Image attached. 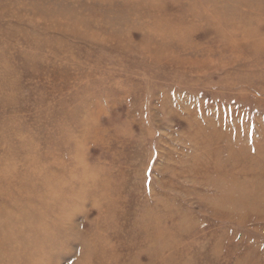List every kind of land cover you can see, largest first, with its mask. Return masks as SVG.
I'll list each match as a JSON object with an SVG mask.
<instances>
[{"label":"rangeland","instance_id":"1","mask_svg":"<svg viewBox=\"0 0 264 264\" xmlns=\"http://www.w3.org/2000/svg\"><path fill=\"white\" fill-rule=\"evenodd\" d=\"M150 2L0 0V166L16 155L12 178L27 179L30 148L36 180L75 178L57 202L71 236L47 239L31 264H264V48L241 39L264 1L236 2L226 40L187 25L184 1ZM62 9L93 26L53 16ZM152 20L189 33L159 34ZM4 182L0 206L38 199V182ZM72 187L105 195L65 201ZM249 189L244 205L228 202Z\"/></svg>","mask_w":264,"mask_h":264},{"label":"bare ground","instance_id":"2","mask_svg":"<svg viewBox=\"0 0 264 264\" xmlns=\"http://www.w3.org/2000/svg\"><path fill=\"white\" fill-rule=\"evenodd\" d=\"M105 1V0H103ZM108 1V0H107ZM153 4L154 8L157 9V12L160 11V6L163 1L168 0H120L122 2L120 4V9L128 12L131 8L138 7L139 5H143L144 3ZM178 4L184 3L187 4V7H190V12L195 17V21L189 22L187 25L191 27H200L201 29H211V31L217 35H220L225 40L230 36L231 30L236 27L233 18L235 13V8L238 6L236 2L238 0H221L223 2H229L232 7L230 10H222L220 7L214 6L211 9H208L205 6V3L210 2L212 0H175ZM248 2H262L264 0H246ZM182 2V3H181ZM113 3L109 2V7L112 9L114 6H111ZM244 10L248 7V3L244 1V4L240 5ZM261 13L264 14V10L255 11V14L261 18H255V21H245V25L242 29V37L241 39L247 40V48L250 50H254L258 47L264 48V17L260 16ZM155 12L151 13L152 16H155ZM150 15V16H151ZM53 16L59 17L61 20H64L69 24L76 23L79 24V27L82 29L93 26V23L89 17H81L77 10L68 11L67 9H62L60 12L54 14ZM151 16V17H152ZM141 19V17L139 16ZM147 18V17H146ZM143 19V18H142ZM230 20V21H229ZM69 21V22H68ZM146 23V22H145ZM177 24H168L161 23L159 20H152V27L155 32H163L162 34H170L172 38H180L183 40L184 37H187V29L186 26H176ZM190 27V28H191ZM218 29L220 31H218ZM189 33V32H188ZM108 41L112 40V37H109ZM262 41V42H261ZM171 50V49H170ZM24 151V152H23ZM23 158L25 163L30 164V166L26 167L27 179L22 180H14L12 178V174L17 172V169L14 168V160L16 155H8L7 163L4 168L0 166V182L5 181L3 184L7 185L11 188H19L21 186V190L25 188V186H30L33 182L39 183V195L38 199H30L27 196H23L24 193L19 194V196L24 199L23 203H20L18 206L16 203L10 202L8 205L0 206V264H31L34 257V254L38 246L46 247L49 244L47 239L57 240L66 235V237H70L71 235L68 233L69 230L65 227H61L64 225L70 226L73 220V216L64 214V204H57L58 199L61 198L59 187L63 183H67L72 185L75 182L74 177H70L68 179L62 180H51L50 178H46L45 176L41 177L39 180L33 176L38 170V164L35 161L31 160V156L33 151L32 149H23ZM217 156H213L211 160L206 163H202L199 167L201 169H205V167L209 163H217ZM212 164V166L214 165ZM207 168V167H206ZM52 169V168H51ZM18 174V173H17ZM217 179L222 182V185L227 187L230 182L226 180L223 174L219 175ZM228 187L229 192L238 191L239 189L236 185H232ZM64 186V185H63ZM73 188V187H72ZM72 189L70 197L66 196L64 198L65 201L70 200V198H76L78 196L81 198H88L94 200L97 196L105 195V193L96 194L93 190L85 192L83 189ZM249 188H253L250 185ZM24 190V189H23ZM22 190V191H23ZM253 189H249V192L245 191L236 193V197H231L228 202L233 205L235 203L245 204L248 202L250 197V191ZM68 197V199H67ZM71 198V199H72ZM75 200V199H73ZM70 202V201H69ZM57 204V205H56ZM57 207V208H56ZM56 208V211H55ZM16 216H14L15 214ZM39 230L40 236H34L31 234V230ZM71 231V230H70ZM74 234V233H73ZM32 242L33 246L23 247L22 245L25 243ZM54 244V243H53ZM37 253V252H36ZM24 255L25 257L28 255V259H20V256Z\"/></svg>","mask_w":264,"mask_h":264}]
</instances>
